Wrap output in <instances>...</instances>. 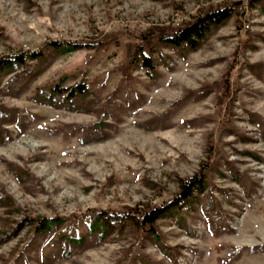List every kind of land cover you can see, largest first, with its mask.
<instances>
[{
  "label": "rangeland",
  "instance_id": "1",
  "mask_svg": "<svg viewBox=\"0 0 264 264\" xmlns=\"http://www.w3.org/2000/svg\"><path fill=\"white\" fill-rule=\"evenodd\" d=\"M232 3L196 48L157 44L154 69L124 73L136 35ZM31 50L0 66V264H264V0H0V59ZM201 170L155 233L94 217Z\"/></svg>",
  "mask_w": 264,
  "mask_h": 264
},
{
  "label": "trees",
  "instance_id": "2",
  "mask_svg": "<svg viewBox=\"0 0 264 264\" xmlns=\"http://www.w3.org/2000/svg\"><path fill=\"white\" fill-rule=\"evenodd\" d=\"M253 3V2H252ZM235 3L222 4L220 6H211L201 10L191 19L183 20L177 24L167 26H151L145 32L136 35L137 42L133 40L127 44L126 59L123 70L127 75H131V69L134 64L142 61V64L150 70L154 69V58L152 52L157 44H168L172 46H181L186 44L189 48H196L200 41L206 38L212 26L224 23L235 13ZM115 39L110 35L103 36L99 39H90L88 43L82 42H60L54 41L52 46L60 48L64 52L74 51L83 47L101 48L105 44ZM42 56L41 52L31 50L22 51L14 54L3 56L0 59V66L10 68L25 63L28 59H38ZM73 94L83 93L86 85L79 82L71 87ZM7 112L11 111L6 109ZM206 187V176L201 170L197 174L181 181V191L171 200L164 201L161 204H148L142 207L124 206L120 209H111L98 212L94 217L100 219L102 224L108 230H117L124 228L126 225L137 226L141 230L155 233L156 222L165 216L173 207L180 202L188 200L193 196L194 191H204ZM48 218L38 221L39 229L46 227Z\"/></svg>",
  "mask_w": 264,
  "mask_h": 264
}]
</instances>
